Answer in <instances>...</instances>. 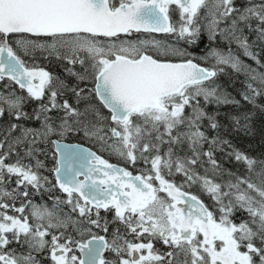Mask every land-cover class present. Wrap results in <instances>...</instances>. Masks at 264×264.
I'll return each instance as SVG.
<instances>
[{"label":"snow or ice","instance_id":"1","mask_svg":"<svg viewBox=\"0 0 264 264\" xmlns=\"http://www.w3.org/2000/svg\"><path fill=\"white\" fill-rule=\"evenodd\" d=\"M258 101L264 0H0V264H264Z\"/></svg>","mask_w":264,"mask_h":264},{"label":"trees","instance_id":"2","mask_svg":"<svg viewBox=\"0 0 264 264\" xmlns=\"http://www.w3.org/2000/svg\"><path fill=\"white\" fill-rule=\"evenodd\" d=\"M203 47V45H201ZM248 63H253L251 60L247 61ZM254 66V65H253ZM227 78L222 77V81L226 80ZM242 80L243 77H240ZM236 87L239 89L240 84L238 83ZM229 91H232L231 88H229ZM235 95L236 93L233 92ZM239 99V97L237 96ZM258 102H264V101H258ZM34 107V105H28L27 110L31 111V109ZM247 110L249 112H255V115H253L251 120V130L249 132H245L243 130L232 132L227 138L232 139L233 143L236 144L238 147H241L242 149H246L250 154L252 155H259L261 153H264V114L259 113L251 105H245V108L242 109ZM223 111H231L233 114H238L236 110H233L232 108H225ZM27 126L30 127H36L38 124H36L33 121H28ZM70 142H81L86 145H89L95 149V147L87 140H84L80 137H70L66 139ZM105 156L107 157V153H105ZM113 162H116L115 157L112 158ZM50 166V165H49ZM47 199V197H45ZM37 202L39 201V198H37Z\"/></svg>","mask_w":264,"mask_h":264},{"label":"water","instance_id":"3","mask_svg":"<svg viewBox=\"0 0 264 264\" xmlns=\"http://www.w3.org/2000/svg\"><path fill=\"white\" fill-rule=\"evenodd\" d=\"M66 143H70V144H81L83 145L84 147H90V146H87L86 144H83V143H79V142H68V141H65ZM94 150V149H93Z\"/></svg>","mask_w":264,"mask_h":264},{"label":"flooded vegetation","instance_id":"4","mask_svg":"<svg viewBox=\"0 0 264 264\" xmlns=\"http://www.w3.org/2000/svg\"><path fill=\"white\" fill-rule=\"evenodd\" d=\"M112 162H113V161H112ZM47 163L51 166V163H52V162H51V160H49ZM49 203H50V202H49Z\"/></svg>","mask_w":264,"mask_h":264}]
</instances>
